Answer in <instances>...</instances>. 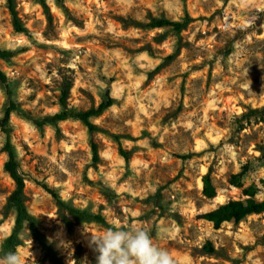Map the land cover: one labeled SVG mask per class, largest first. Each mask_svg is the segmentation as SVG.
Returning a JSON list of instances; mask_svg holds the SVG:
<instances>
[{
  "label": "rangeland",
  "instance_id": "rangeland-1",
  "mask_svg": "<svg viewBox=\"0 0 264 264\" xmlns=\"http://www.w3.org/2000/svg\"><path fill=\"white\" fill-rule=\"evenodd\" d=\"M15 2L29 34L15 33L7 0H0V49L15 52L0 60V70L19 111L11 114L10 138L25 204L47 241L44 248L26 229L16 249L22 261L33 264L31 252L35 264H54L52 255L60 264H96L91 235L124 228L148 231L175 264H264V213L218 230L198 218L247 198L245 191L264 197V0ZM187 13L205 18L180 35L144 27L152 18L178 21ZM107 88L115 104L92 119L97 163L81 122L40 133L23 118L57 113L66 89L68 108H96ZM6 108L0 84V122ZM5 142L0 127V255L15 220ZM179 154L190 157L183 162ZM206 175L221 203L203 195ZM31 178L53 186L67 204L102 215L105 224L60 210ZM207 244L213 253L205 252Z\"/></svg>",
  "mask_w": 264,
  "mask_h": 264
},
{
  "label": "trees",
  "instance_id": "trees-1",
  "mask_svg": "<svg viewBox=\"0 0 264 264\" xmlns=\"http://www.w3.org/2000/svg\"><path fill=\"white\" fill-rule=\"evenodd\" d=\"M57 3H63L68 0H52ZM42 6H46L47 0H38ZM7 8L12 19L13 29L15 33L28 35L29 32L24 24L20 21L16 12V2L15 0H7ZM205 17L194 18L188 13L185 14L180 20H170L168 18H152V20L145 24L144 27L147 29H161L170 28L177 35H180L191 23L198 21ZM15 55V52L9 49H0V60L8 61ZM176 55L173 54L169 56V60L174 59ZM110 81H113L112 79ZM0 84L3 87L4 94L6 96L7 108L4 112V117L0 122L1 130L6 136V142L4 145V151L7 154V160L4 163L3 170L8 178L13 184V191L8 198V208L15 212V220L13 227L9 236L6 238L2 252L3 254L9 251H14L22 245V236L24 231L27 229L31 236L44 248H47V241L44 235L41 233L38 227V219L32 215L26 204L24 197L25 189V177L20 171L17 154L15 147L10 138V125H11V114L18 113V106L12 99V92L10 88V81L5 72L0 70ZM68 96V90L66 89L63 95L59 99L60 110L52 116L46 118H26L40 133H43L45 127H52L56 132L59 131V124L68 120H76L81 122L88 130L89 133V145L92 152V160L94 163L99 161L98 147L96 141L93 137L94 133L97 131L96 126L92 122L93 118L99 117L106 110L111 108L115 104V99L112 97L109 88L104 90L101 95V101L98 107L89 110H76L68 108L66 105V100ZM257 111H252V113ZM26 116V115H24ZM115 141L118 146V152L121 157H123L126 162L129 160L130 153L123 149L119 137H115ZM177 157L181 161H186L189 159L190 155L179 154ZM181 175L180 173L175 177L177 179ZM234 178V177H233ZM174 179V180H175ZM38 188L48 194L54 202L58 205L60 210H65L74 216L78 220L97 222L105 224V219L102 215L96 214L88 210L79 209L73 205L67 204L58 194L57 190L46 182L39 181L35 178L30 179ZM231 184L236 187H241V185L235 181L231 180ZM203 195L208 199H213L216 197V191L211 183L208 175L203 178ZM247 198L240 200H230L227 203L221 204L216 208L204 212L198 216L200 220L211 223L215 230L220 229L224 224L238 225L244 221L247 217L256 214L264 213V197L262 200H256L253 198L254 194L250 191H245ZM205 252L208 254L213 253V248L210 244H207L204 248ZM49 252H52L49 250ZM52 261L54 264H60L57 257L52 255Z\"/></svg>",
  "mask_w": 264,
  "mask_h": 264
},
{
  "label": "clouds",
  "instance_id": "clouds-1",
  "mask_svg": "<svg viewBox=\"0 0 264 264\" xmlns=\"http://www.w3.org/2000/svg\"><path fill=\"white\" fill-rule=\"evenodd\" d=\"M254 19L249 21L253 24ZM89 246L97 254L96 264H175L170 253L156 246L144 229L107 228L102 235H91ZM33 264H35L30 252ZM0 264H26L14 251L0 255ZM70 264H75L70 261ZM87 264V258L82 261Z\"/></svg>",
  "mask_w": 264,
  "mask_h": 264
},
{
  "label": "bare ground",
  "instance_id": "bare-ground-1",
  "mask_svg": "<svg viewBox=\"0 0 264 264\" xmlns=\"http://www.w3.org/2000/svg\"><path fill=\"white\" fill-rule=\"evenodd\" d=\"M214 200H217L219 203H221V202L223 201L222 198L219 197V196H216V197L214 198Z\"/></svg>",
  "mask_w": 264,
  "mask_h": 264
}]
</instances>
